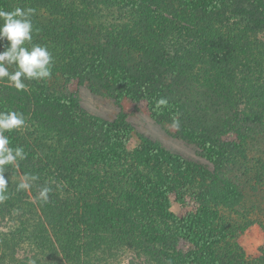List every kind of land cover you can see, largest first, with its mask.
<instances>
[{"label":"rangeland","instance_id":"rangeland-1","mask_svg":"<svg viewBox=\"0 0 264 264\" xmlns=\"http://www.w3.org/2000/svg\"><path fill=\"white\" fill-rule=\"evenodd\" d=\"M90 1L22 0L25 7L35 9L32 43L47 46L53 56V66L50 78L26 80L27 90L24 91H17L6 81H0V91L9 88L19 97L20 103H26L25 109L17 110L24 114L26 125L6 133L11 146L24 148L26 158L18 167L7 166L3 173L9 184L8 199L0 202V264H70L61 254L62 263L56 258L52 260L50 254L55 253L51 246L41 244V238L48 233L59 249L47 219L53 218L52 209L63 203H78V210L69 211L67 219L73 215L76 221L79 216L83 219L92 217L94 208L91 210L79 201L83 198L77 188L80 182L85 184V189L92 187L86 192L90 195L86 204H100V200L108 203L117 194L132 190L134 180L144 183L150 177L157 183L163 175L161 170L144 167L146 160L139 151L137 137L131 139L126 152L119 158L91 163L89 156L95 158L109 139L95 117L112 121L121 112H126L128 123L136 133L202 164L211 172L216 171V165L203 155L197 144L171 127L172 120L157 119L152 115L148 97L134 98L127 93L128 88L120 97L109 89L104 84L106 78L101 74L98 76L94 67L99 55L105 62L121 59L127 65L123 78L112 84L129 87L133 79L130 77L137 76L141 87L131 88H141L142 94L144 88L151 86L158 95H168L187 103L189 110L182 113L181 118L177 117L180 124H197L207 132L220 131L224 141H240L239 128L244 126V119L248 120L256 106L264 102L257 98L258 93H263L260 84L264 83V11L253 1L217 0L192 15L186 12L184 0H138L147 3L143 6L147 12L143 9L133 12L130 4V9L121 12L109 7V0H93L90 11L100 15H90L88 21H84L81 18L82 3L84 6ZM148 9L156 11L160 20L162 14L168 22L163 20L154 24L157 18L145 21ZM41 14H45L48 21L57 17L60 20L56 19L57 23L49 21L50 26L41 29L36 24ZM83 30L92 31L95 36L86 42ZM232 37L237 44L233 58L226 66L224 83L220 85L213 79L212 70L217 65L212 61L209 45L204 49L203 43L214 39L228 42ZM82 44L87 50L78 51ZM190 62L196 68L188 69L194 77L174 81L178 67H188ZM158 88H164L165 92ZM69 98L75 100V106L67 105ZM4 103L8 102L0 101V111L8 110ZM32 176L36 179H29ZM25 181L30 188L18 190V185ZM43 187L51 189L49 205L39 198ZM106 189L110 190L104 196ZM196 206L195 199L188 195L185 205L172 201L170 211L180 216ZM246 208V215L242 214L245 210L242 207L232 216L233 220L248 224L245 229L235 232L233 241L242 248L251 264H257L264 256V190L256 194L248 190ZM102 209L100 205L94 212H102ZM155 212L152 216L149 214V218ZM39 221L48 232H35ZM169 226L162 222L158 229L162 232ZM178 247L183 251L188 249L184 241ZM116 249L108 264H154L146 260L140 263L146 256L138 260L132 251Z\"/></svg>","mask_w":264,"mask_h":264},{"label":"trees","instance_id":"trees-1","mask_svg":"<svg viewBox=\"0 0 264 264\" xmlns=\"http://www.w3.org/2000/svg\"><path fill=\"white\" fill-rule=\"evenodd\" d=\"M215 1L217 0H184V5L187 13L195 15L198 10L209 6L211 2L215 4ZM251 1L264 11V0ZM92 3H94L93 0L90 3H84V6L82 3L81 18L84 21H88L90 15H100V13L97 15L95 11H90L89 5ZM129 4L133 12H136L135 9H143L147 12L143 8L147 3L142 4L138 0L108 1L109 7L121 12L130 9ZM95 5H97L96 2ZM16 7L26 8L22 0H0V8L4 10L10 11ZM148 10L145 21L149 22L157 18L158 21L154 24L163 20L168 22L169 19L164 18L162 14H160V20L156 11ZM47 19L45 14L39 15L36 19L38 28L43 29L50 26L49 21L57 23L56 19L60 20L59 17L49 21ZM83 32H86L83 36L86 42L91 40L92 35L95 36L92 31L87 33L83 30ZM206 34L211 36V33ZM235 43L233 37L228 42L224 40L219 42L214 39L203 43L204 49L209 45L212 61L217 65L214 67L217 72L212 70L213 79L220 85L224 83L223 76L226 74V66L233 58ZM78 47H80L78 51L82 48L87 50L83 44ZM0 50L3 51V47H0ZM100 56L95 59L96 63H94L96 73L98 76L101 74L105 77L104 84L118 93L120 97L125 92V88L129 89L127 93L134 98L139 95L148 97L149 109L157 119L172 120L173 116L181 118V114L189 110L187 103L169 98L168 95H158L155 90L151 89V86L144 88L143 93L140 94L141 88L139 90L131 88L141 87L135 75L130 77L133 79L129 87L115 86L112 83L123 78L127 65L121 59L117 62L112 60L111 63L105 62ZM178 68L179 73L174 72L176 73L174 81H186L187 76L194 77L192 71L188 70L196 69L191 62L188 67L180 65ZM260 86L263 88V93H258L257 98L264 99V83ZM159 88L158 90L165 92L164 88L163 90ZM160 98H166L168 105L158 109L156 101ZM18 99L19 97L9 88L0 91V101L8 102L4 103L8 106V110L25 109L26 103H20ZM66 103L69 106L76 104L71 98ZM95 118L100 122L109 139L95 158L92 155L89 156L91 163L100 164L107 159L119 158L126 152V145L131 139L137 137L139 151L146 160L144 167L150 170H161L163 175L157 183L151 181L150 177L144 183H141V180H134L132 183L135 186L132 190L124 192L123 195L117 194L112 201L109 199L108 203L105 202L106 200H100L98 202L100 204H86L90 200V195L86 192L92 187L85 189L83 187L85 184H80V182L77 188L83 198H78V200L80 199L79 201L91 210L94 208L92 217L83 219L79 216V221H76L73 215L67 219L66 215L69 211L78 210V203L66 202L52 209L55 215L47 220L50 222L49 225L52 227L59 249L54 246L52 237L48 233L41 238V244L51 246L52 252L58 255L50 254L52 260L56 258L62 263L61 254L70 261V264H108L109 259L115 255L116 248H123V251L125 249L132 251V255L138 260L146 256L140 263L146 260L154 264H251L242 248L233 241L235 232L238 229H245L248 224L239 223L233 220L232 216L235 215L236 210H242V207L245 209L242 214L246 215L248 190L254 194L264 190V102L261 106H256L248 120L244 119V126L239 128L240 141L238 142L224 141L220 131L207 132L197 124H180L178 133L202 149L203 155L216 165L215 172H211L202 164L169 151L145 135L136 133L128 123L126 112H121L112 121ZM89 178L92 180L91 177ZM100 186L103 188L102 185ZM109 190H104V196ZM112 194L115 195L114 192ZM188 195L195 199L197 203L195 209L180 216L170 211L172 201L185 205ZM49 203L45 204L49 205ZM100 205L103 208L102 212H94L100 209ZM154 211H156L154 216L149 218V214L152 216ZM131 216L134 218L132 219ZM162 222L170 226L167 227L168 230L161 232L158 224L161 225ZM37 227L35 232L38 234L48 232L41 221L37 222ZM181 241L186 243L188 249L184 251L179 249L178 245ZM128 244H130L129 247H127ZM257 264H264V256Z\"/></svg>","mask_w":264,"mask_h":264},{"label":"clouds","instance_id":"clouds-1","mask_svg":"<svg viewBox=\"0 0 264 264\" xmlns=\"http://www.w3.org/2000/svg\"><path fill=\"white\" fill-rule=\"evenodd\" d=\"M34 14L35 9L31 7H16L10 11L0 8V47L4 49L0 51V81H6L17 91L27 90L26 80H41L52 75V53L47 46L32 43ZM167 105L166 98L156 101L158 109ZM25 125L22 112L0 111V202L8 199L9 182L3 174L7 166L18 167L19 162L26 158L24 148L11 146L10 137L6 133L19 130ZM171 127L177 131L180 129V121L176 116H173ZM29 179L35 180L36 177ZM28 188L30 184L26 181L18 185V190ZM50 192V188L43 187L39 198L47 202Z\"/></svg>","mask_w":264,"mask_h":264}]
</instances>
